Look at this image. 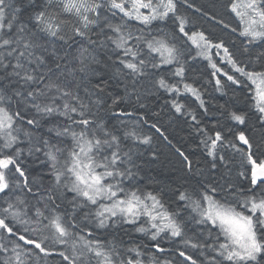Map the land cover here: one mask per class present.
Listing matches in <instances>:
<instances>
[{
	"label": "snow or ice",
	"instance_id": "obj_1",
	"mask_svg": "<svg viewBox=\"0 0 264 264\" xmlns=\"http://www.w3.org/2000/svg\"><path fill=\"white\" fill-rule=\"evenodd\" d=\"M226 7L234 26L191 0H0V264H264V0ZM201 59L254 120L226 101L209 128L181 99L212 115L186 75ZM161 94L204 156L175 148L183 174L169 182L142 152L145 126L172 143L148 116Z\"/></svg>",
	"mask_w": 264,
	"mask_h": 264
},
{
	"label": "trees",
	"instance_id": "obj_2",
	"mask_svg": "<svg viewBox=\"0 0 264 264\" xmlns=\"http://www.w3.org/2000/svg\"><path fill=\"white\" fill-rule=\"evenodd\" d=\"M195 7H201L208 11L209 13L215 14L219 19L224 20L226 23L231 24L232 19L228 14V0H191ZM190 16H193L195 23L198 27L202 28L206 32H210L213 37L226 39L223 34L227 37L228 34L224 30L220 29L215 22L205 21L204 17L195 16L193 12H190ZM214 28L218 29L219 34H216ZM220 36V37H219ZM230 38V37H229ZM227 40L233 46L239 47L240 43L237 40ZM186 75L189 77H194L198 82H203L207 88V91L204 93V99L206 101V106L209 108V111L212 113L211 116H201V110L196 104L193 103L192 99L189 101V105L196 112L198 117L202 119V123L208 125L211 128V125L215 120L220 119V111L218 110L219 105H226V101H232L233 105L240 109H249V115L254 120V115L250 111V106L247 105L246 97L242 89L234 87L226 88L227 95L221 94V96L215 95L211 91L212 86L207 83L211 79L208 71L205 68H197L194 66L189 67V70L186 72ZM149 111L148 116L150 117V122H156L158 127H160L163 132H165L168 139L172 142L171 146L167 145L159 136L154 135L156 141L152 147L143 146L142 152L144 159L151 160L150 152L155 151L159 154V160L149 164L146 171L149 175L155 176L162 182H169L177 176L183 174V163L181 158L175 152V148H181L186 154H191V158L203 160V149L198 147L199 139L192 127V122L190 118L178 117L173 110L165 103V98L161 94L160 96L149 97L148 99ZM162 109V111H161ZM160 112L159 117L152 116V111ZM144 132L149 135L150 131L144 128ZM30 171L36 170V165L29 162L28 164ZM134 226L126 225L123 230H121L120 235L124 236L125 239H140L141 237L138 233L132 231ZM127 233V234H126ZM159 255V254H158ZM169 259L179 260L178 256H175L174 253H165L163 254Z\"/></svg>",
	"mask_w": 264,
	"mask_h": 264
},
{
	"label": "bare ground",
	"instance_id": "obj_3",
	"mask_svg": "<svg viewBox=\"0 0 264 264\" xmlns=\"http://www.w3.org/2000/svg\"><path fill=\"white\" fill-rule=\"evenodd\" d=\"M181 10H182V11H185V9H181ZM191 11H192V10H187V14L190 15V12H191ZM228 14H229V16H230L231 19H232V22H231L230 25H233V26H234L235 23H236V21L234 20L232 14L229 12V10H228ZM207 20H208V19H205V21H207ZM208 21H209V20H208ZM212 22H214V21H212ZM215 24H217V23H215ZM217 25H218V27H219L220 29L224 30L225 33H227L228 36H229L230 38H232L233 40H237L239 43H241V40H242L243 38L238 37L237 34L231 33L230 30H228V29H224L222 25H220V24H217ZM213 32H215L216 34H219L220 31H218V29L214 28V31H213ZM223 36H225L227 40H231V39H230L229 37H227L225 34H223ZM219 37H220V36H219ZM219 39H221V38H219ZM221 40H223V41L225 42L226 45H228V46L231 47V43H230V42H227V40H225V39H221ZM214 58L217 59V60L219 59L218 57H214ZM207 64H208V62H207L206 60H202V59L199 60V61H190V67H191V66H194L195 69H197V68H205V69L208 71V73H210V72L212 71V69H211L210 67H206ZM233 87H234V86H233ZM211 89H212L211 91H213L215 95L217 94V96H221L222 93H220V92H218V91H215L213 88H211ZM237 89H240V88H237ZM181 99H182V100H183V101H184L189 107H191V106L189 105V101H190L189 98H183V97H182ZM177 116H178V117H184V118H187V117H185V116H181L180 114H177ZM241 127H243V126H241ZM144 128H145V129H148V130L150 131L149 135H152V136H153V142H152V144H151V145H148V146H145V147H152V146L154 145V143H155V141H156V138H155L154 135L159 136V137H160V138H161V139H162L167 145L171 146V144H169L167 140H164L163 137H161L159 133H156L155 130L152 129L150 126H145ZM143 131H144V129H143ZM161 131L163 132V130H161ZM164 134H165V132H164ZM165 135H166V134H165ZM168 140H169V139H168ZM172 253H174L175 256H178L175 252H172ZM169 254H171V253H169Z\"/></svg>",
	"mask_w": 264,
	"mask_h": 264
}]
</instances>
